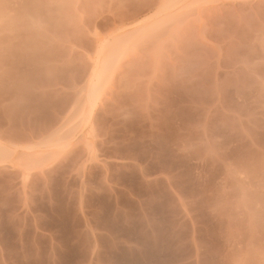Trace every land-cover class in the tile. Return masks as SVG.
<instances>
[{
    "label": "rangeland",
    "instance_id": "374dc122",
    "mask_svg": "<svg viewBox=\"0 0 264 264\" xmlns=\"http://www.w3.org/2000/svg\"><path fill=\"white\" fill-rule=\"evenodd\" d=\"M0 264H264V0H0Z\"/></svg>",
    "mask_w": 264,
    "mask_h": 264
}]
</instances>
